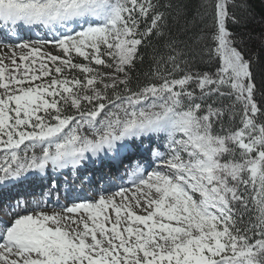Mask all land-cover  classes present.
Returning <instances> with one entry per match:
<instances>
[{
    "label": "snow or ice",
    "instance_id": "snow-or-ice-1",
    "mask_svg": "<svg viewBox=\"0 0 264 264\" xmlns=\"http://www.w3.org/2000/svg\"><path fill=\"white\" fill-rule=\"evenodd\" d=\"M255 20L252 0H0L17 38L0 56V185L51 166L71 205L9 206L0 264H264ZM38 29L50 38L23 40ZM96 161L127 165L131 187L77 190Z\"/></svg>",
    "mask_w": 264,
    "mask_h": 264
},
{
    "label": "trees",
    "instance_id": "trees-1",
    "mask_svg": "<svg viewBox=\"0 0 264 264\" xmlns=\"http://www.w3.org/2000/svg\"><path fill=\"white\" fill-rule=\"evenodd\" d=\"M253 8L255 10L256 20L252 24L249 25V29H252L256 32L261 31V13L264 11V0H252ZM235 31H240V29H234ZM252 47L255 48L256 44L253 43ZM147 65L145 64L143 67L138 66L137 70L133 72V80L135 83V78L138 73L142 74V72L146 69Z\"/></svg>",
    "mask_w": 264,
    "mask_h": 264
},
{
    "label": "rangeland",
    "instance_id": "rangeland-1",
    "mask_svg": "<svg viewBox=\"0 0 264 264\" xmlns=\"http://www.w3.org/2000/svg\"><path fill=\"white\" fill-rule=\"evenodd\" d=\"M21 42H23V41H21ZM11 45L14 46V44H11ZM19 51L20 50H17L18 54H19ZM10 54L11 53H10V50L8 48L0 47V56H7V55H10ZM106 71H108V70H106ZM2 162H3V153H0V163H2ZM7 201L9 202L10 199H7ZM49 213H51V212H49Z\"/></svg>",
    "mask_w": 264,
    "mask_h": 264
},
{
    "label": "bare ground",
    "instance_id": "bare-ground-1",
    "mask_svg": "<svg viewBox=\"0 0 264 264\" xmlns=\"http://www.w3.org/2000/svg\"><path fill=\"white\" fill-rule=\"evenodd\" d=\"M37 153L39 154V150H37Z\"/></svg>",
    "mask_w": 264,
    "mask_h": 264
}]
</instances>
